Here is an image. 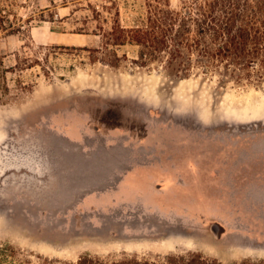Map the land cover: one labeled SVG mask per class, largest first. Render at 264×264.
Here are the masks:
<instances>
[{
    "label": "rangeland",
    "instance_id": "1",
    "mask_svg": "<svg viewBox=\"0 0 264 264\" xmlns=\"http://www.w3.org/2000/svg\"><path fill=\"white\" fill-rule=\"evenodd\" d=\"M111 1L124 27L145 13L143 0H10L0 31V244L67 262L187 251L223 264L264 259V82L178 80L159 63H132V46L118 49L117 66L71 50L100 47ZM25 56L38 64L16 67ZM106 137L145 164L122 175L107 155H74Z\"/></svg>",
    "mask_w": 264,
    "mask_h": 264
},
{
    "label": "trees",
    "instance_id": "2",
    "mask_svg": "<svg viewBox=\"0 0 264 264\" xmlns=\"http://www.w3.org/2000/svg\"><path fill=\"white\" fill-rule=\"evenodd\" d=\"M145 13L131 26L124 27L114 1L113 23L101 33L96 49L74 48L100 56L111 66L126 58L118 49H136L132 63L147 68L159 63L168 76L178 80L190 76L216 78L220 87H238L264 82V0H182L171 7L170 0H143ZM10 0H0V31L9 22ZM96 12V11H95ZM11 28V26H9ZM68 49V47H52ZM97 58V57H96ZM39 60L27 56L18 61L22 69ZM24 88L26 86H23ZM0 264H223L200 252L118 257L86 254L75 262L61 261L24 252L11 244H0ZM230 264H264V259H243Z\"/></svg>",
    "mask_w": 264,
    "mask_h": 264
},
{
    "label": "crops",
    "instance_id": "3",
    "mask_svg": "<svg viewBox=\"0 0 264 264\" xmlns=\"http://www.w3.org/2000/svg\"><path fill=\"white\" fill-rule=\"evenodd\" d=\"M75 149V148H74ZM79 154L74 155H107L110 160L111 168L116 169L117 167L123 168L122 175L130 169L134 164H145V155H133L128 152V149L124 142L118 141L115 137H106L100 145H85L83 142L80 143ZM161 159V158H160ZM136 160V161H135ZM161 162L159 163V165ZM122 178V176H121ZM120 178V179H121ZM120 181V180H119ZM147 192L148 189H143ZM143 191L141 192L143 194ZM151 195V194H148ZM144 196V194H143ZM148 201L151 198L144 196ZM152 200L155 201V197L152 196Z\"/></svg>",
    "mask_w": 264,
    "mask_h": 264
},
{
    "label": "flooded vegetation",
    "instance_id": "4",
    "mask_svg": "<svg viewBox=\"0 0 264 264\" xmlns=\"http://www.w3.org/2000/svg\"><path fill=\"white\" fill-rule=\"evenodd\" d=\"M126 196L131 197V194L129 193V194H127ZM126 196H123V197L126 198Z\"/></svg>",
    "mask_w": 264,
    "mask_h": 264
}]
</instances>
